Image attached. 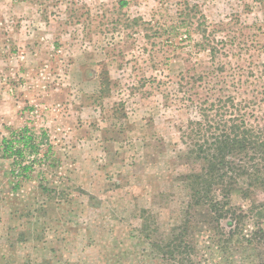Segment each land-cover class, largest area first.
Returning <instances> with one entry per match:
<instances>
[{
	"label": "rangeland",
	"instance_id": "374dc122",
	"mask_svg": "<svg viewBox=\"0 0 264 264\" xmlns=\"http://www.w3.org/2000/svg\"><path fill=\"white\" fill-rule=\"evenodd\" d=\"M188 13L190 44L201 15L234 38L226 71L194 86L196 97L253 95L260 103L244 119L264 126L256 0H0V264H172L158 250L176 232L196 254L212 234L226 238L229 220L186 205V177L204 171L187 158L191 116L174 95L178 74L194 79L208 61L186 55L178 16ZM232 63L248 84L232 81ZM153 79L172 82L174 102ZM24 127L40 146L27 180L1 152L2 138Z\"/></svg>",
	"mask_w": 264,
	"mask_h": 264
},
{
	"label": "trees",
	"instance_id": "16d2710c",
	"mask_svg": "<svg viewBox=\"0 0 264 264\" xmlns=\"http://www.w3.org/2000/svg\"><path fill=\"white\" fill-rule=\"evenodd\" d=\"M256 1L264 5V0ZM190 17L189 13L178 16L179 26L186 28L185 40H189L184 46L186 55L195 53V61H201L199 56L207 53L208 61L194 79L187 81L185 74L180 72L176 84L180 96L174 95L178 108L191 116L181 131L187 158L194 167L199 166L204 171L203 178L186 177L191 193L186 205L206 204L214 218L227 219L230 226L226 238L222 233L208 237L211 246L207 254H196L193 244L182 241L177 232L160 245L158 252L172 264H212L215 257L219 259L213 264H264V126L250 127L244 119L260 101L253 95L241 100L232 96L212 99L211 91L204 99L196 97L194 86L203 85V79L210 75L215 78L226 71L228 63L224 60L229 57L234 38L226 37L220 25L206 28L207 20L201 15L195 17L196 29H193L199 40L190 44L193 34L190 27L195 24ZM237 48L239 52H248L244 44ZM245 69L232 63L229 68L232 81L248 84ZM254 83L250 81L249 85ZM171 84L170 80L153 79L150 87L160 91L165 101L172 102L173 96L167 93ZM39 147L35 135L27 127L11 132L9 138H2L1 152L11 160L13 176L19 172L27 180L32 162L39 161L34 157ZM27 160H31V164H26ZM233 198L238 199L237 204L232 202Z\"/></svg>",
	"mask_w": 264,
	"mask_h": 264
}]
</instances>
